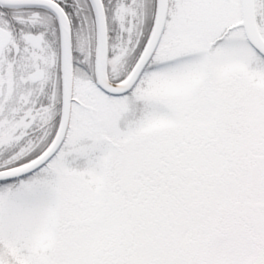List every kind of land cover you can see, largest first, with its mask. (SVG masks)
<instances>
[{
    "label": "snow or ice",
    "instance_id": "1",
    "mask_svg": "<svg viewBox=\"0 0 264 264\" xmlns=\"http://www.w3.org/2000/svg\"><path fill=\"white\" fill-rule=\"evenodd\" d=\"M0 264H264V0H0Z\"/></svg>",
    "mask_w": 264,
    "mask_h": 264
}]
</instances>
